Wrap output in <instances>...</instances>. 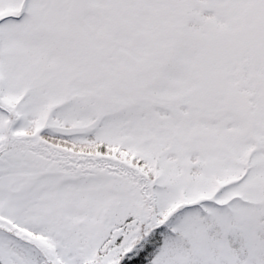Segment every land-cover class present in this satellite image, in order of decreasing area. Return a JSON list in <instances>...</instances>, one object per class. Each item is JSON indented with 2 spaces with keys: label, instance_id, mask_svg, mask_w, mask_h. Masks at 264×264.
<instances>
[{
  "label": "snow or ice",
  "instance_id": "1",
  "mask_svg": "<svg viewBox=\"0 0 264 264\" xmlns=\"http://www.w3.org/2000/svg\"><path fill=\"white\" fill-rule=\"evenodd\" d=\"M0 264H264V0H0Z\"/></svg>",
  "mask_w": 264,
  "mask_h": 264
}]
</instances>
